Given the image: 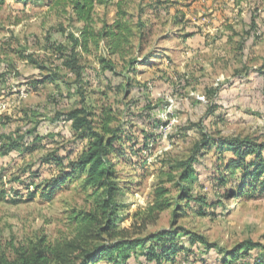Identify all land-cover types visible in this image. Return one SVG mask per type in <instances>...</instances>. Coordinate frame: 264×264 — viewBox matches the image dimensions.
<instances>
[{
	"label": "rangeland",
	"instance_id": "rangeland-1",
	"mask_svg": "<svg viewBox=\"0 0 264 264\" xmlns=\"http://www.w3.org/2000/svg\"><path fill=\"white\" fill-rule=\"evenodd\" d=\"M75 1L0 0V255L12 259L10 246L44 238L72 252L68 256L76 261L80 250L161 232L172 234L170 246L190 250L174 264H220L216 249L231 251L247 241L264 248V195L226 196V189H237L241 175L224 170L230 153L212 145L197 152L204 137L264 144V0L96 3L93 28L112 25L119 10L135 37L130 49L122 48L123 56L110 54L103 42L91 45L90 54L79 48V80L63 66L59 48L70 46V34L79 39L84 27ZM75 108L93 114L96 126L110 110L117 118L111 126L131 140L116 147L127 156L115 166L114 180L123 188L114 199L115 239L101 233L99 218L94 226L79 221L94 210L83 177L51 183L87 147L84 135L63 116L57 118ZM191 156L193 173L180 182L186 170L180 163ZM160 187L169 190L164 199L169 208L150 215L147 206ZM181 187L205 199L203 215L196 204L180 202ZM187 234L202 236L216 249L188 245ZM143 251H129L128 261L115 264H153ZM262 256L252 250L243 260L252 264Z\"/></svg>",
	"mask_w": 264,
	"mask_h": 264
},
{
	"label": "trees",
	"instance_id": "trees-1",
	"mask_svg": "<svg viewBox=\"0 0 264 264\" xmlns=\"http://www.w3.org/2000/svg\"><path fill=\"white\" fill-rule=\"evenodd\" d=\"M5 1V0H2ZM96 3L104 4L103 0H76L73 4L74 12L79 21L83 22L84 27L81 29L80 38L74 37L72 34L68 35L70 46H60L62 55V64L67 68L78 80L81 78L82 66L80 65V54L78 49L82 52L90 54V46L95 48L99 46L100 42L105 43L112 55H125L123 49H130L132 39L135 35L127 26L126 13L117 10L118 19L112 25H102V28L96 30L92 27L93 24V9ZM118 7L121 2H118ZM140 29L144 28L141 22L137 25ZM142 39V37H139ZM124 47V48H123ZM123 48V49H122ZM122 49V50H121ZM104 62V60H102ZM63 116L66 121L71 123L72 129L87 138V147L79 158L75 161H70L63 166L57 176L52 178V182L64 184L65 181L76 175L83 177V187L92 191L94 201V210L92 214H87L79 221H84L88 225H96L99 221L98 228L103 235L108 238L115 239L117 233L111 232L115 224V211L117 205L114 203L116 193L122 191V185L115 182V166L120 162L126 161V154L124 152L116 151L117 146H124L131 143V140H124L120 136V127L111 125L117 122V118L107 110L99 117L100 123L95 125L94 115L82 109H71L63 114H58L57 118ZM214 146L218 152L226 149L230 153L229 161L224 164V170L230 171V176L233 177L238 171H241L240 178L237 182V189L225 190V195H233V199L254 197L255 195H264V144H257L247 138H216L214 140L204 137L197 146V152L205 148ZM137 156V162L140 160V149L134 152ZM117 155V156H114ZM124 159V160H122ZM251 159L252 161H249ZM196 162V158L191 156L185 162H181L180 166L185 167L179 174L180 182L188 176V172L192 174V165ZM134 171H139L135 168ZM172 174H168L170 182L173 181ZM225 179V178H224ZM220 179V182H224ZM225 184V182L223 183ZM57 184L51 187V193L56 191ZM38 188L29 192L28 197L33 200L37 194ZM1 193H4L3 191ZM169 194V190L160 187L154 192V202L147 206V211L150 215H158L165 212L169 208V204L165 197ZM3 195V194H2ZM252 195V196H250ZM180 202H186V207L190 203L197 206V212L203 215V208L205 199L203 197L194 198L187 187L180 188L179 195ZM178 207V206H176ZM182 210V209H181ZM174 216H177L175 211ZM102 223L104 226H102ZM172 234L168 232H161L143 239L135 240H117L109 244H102L94 247L91 250H80L79 254L72 261L68 256L70 253L56 246L46 242L43 238L36 244H27L10 246L12 259H8L4 254L0 255V264H97L100 260H106L107 264H115L120 261L124 263L130 258L129 251L141 249L145 261L153 264H174L177 255L184 253V257L190 255V250L183 246H170ZM187 238L188 245L201 244L206 251L216 249L215 244H208L202 236L192 234ZM162 244H166L165 246ZM70 249V248H69ZM263 251L262 258H255L252 264H264V248L259 244L252 242H244L239 244L231 251H219L222 253L220 264H248L243 259L249 256L252 250ZM68 257V258H67Z\"/></svg>",
	"mask_w": 264,
	"mask_h": 264
}]
</instances>
